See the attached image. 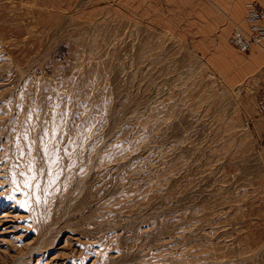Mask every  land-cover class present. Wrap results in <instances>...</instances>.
Masks as SVG:
<instances>
[{"label": "rangeland", "instance_id": "obj_1", "mask_svg": "<svg viewBox=\"0 0 264 264\" xmlns=\"http://www.w3.org/2000/svg\"><path fill=\"white\" fill-rule=\"evenodd\" d=\"M74 3L0 17V264H264V164L185 2Z\"/></svg>", "mask_w": 264, "mask_h": 264}, {"label": "crops", "instance_id": "obj_2", "mask_svg": "<svg viewBox=\"0 0 264 264\" xmlns=\"http://www.w3.org/2000/svg\"><path fill=\"white\" fill-rule=\"evenodd\" d=\"M80 0H0V17L8 19L22 16L19 13L29 9L33 16L48 15L50 5L56 6L57 13L64 15L67 4L75 9ZM124 1V0H123ZM175 4L182 0H139ZM185 15L192 18L193 26L186 32L208 50L211 65L217 67L218 75L230 89L239 96V110L247 122L246 135L252 148L250 153L264 164V114L259 109V98L264 89V42L251 46L248 52H241L230 43V36L237 26L249 30L246 15L251 7L264 9V0H183ZM171 7V6H170ZM174 7L170 14H174ZM156 8V7H155ZM181 12V7L177 10ZM17 13V14H15ZM0 22L3 32H14L8 22ZM6 24V26H3ZM189 24V23H188ZM193 35H192V34ZM253 181L250 199L245 206L251 228L259 238H264V166L250 172Z\"/></svg>", "mask_w": 264, "mask_h": 264}, {"label": "built area", "instance_id": "obj_3", "mask_svg": "<svg viewBox=\"0 0 264 264\" xmlns=\"http://www.w3.org/2000/svg\"><path fill=\"white\" fill-rule=\"evenodd\" d=\"M246 21L250 25L249 30L237 26L231 42L241 52H248L253 45H261L264 42V9L249 8ZM259 109L264 114V89L259 98Z\"/></svg>", "mask_w": 264, "mask_h": 264}]
</instances>
